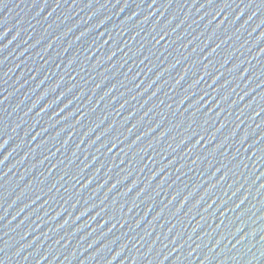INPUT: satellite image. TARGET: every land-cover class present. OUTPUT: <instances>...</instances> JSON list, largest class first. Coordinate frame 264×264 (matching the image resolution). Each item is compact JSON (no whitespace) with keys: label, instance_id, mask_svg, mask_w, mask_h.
Instances as JSON below:
<instances>
[{"label":"water","instance_id":"water-1","mask_svg":"<svg viewBox=\"0 0 264 264\" xmlns=\"http://www.w3.org/2000/svg\"><path fill=\"white\" fill-rule=\"evenodd\" d=\"M0 264H264V0H0Z\"/></svg>","mask_w":264,"mask_h":264}]
</instances>
